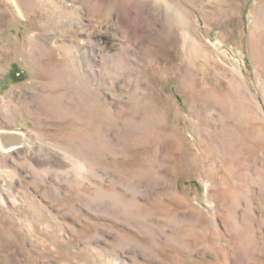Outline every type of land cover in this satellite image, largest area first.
<instances>
[{"label":"rangeland","instance_id":"374dc122","mask_svg":"<svg viewBox=\"0 0 264 264\" xmlns=\"http://www.w3.org/2000/svg\"><path fill=\"white\" fill-rule=\"evenodd\" d=\"M0 130V264H264V0H0Z\"/></svg>","mask_w":264,"mask_h":264},{"label":"bare ground","instance_id":"6f19581e","mask_svg":"<svg viewBox=\"0 0 264 264\" xmlns=\"http://www.w3.org/2000/svg\"><path fill=\"white\" fill-rule=\"evenodd\" d=\"M7 136H10V137H12V138H14V137H16V138H18L19 137V135H17V133H14V132H6V131H3V130H0V139H1V145H2V148H6L8 145L6 144L7 143V139H6V135ZM20 134V133H19ZM20 138V137H19ZM20 143L23 145V146H26V144L27 143H29V142H26V138L25 137H23V138H21V141H20ZM22 145H20V146H22ZM19 147V146H18Z\"/></svg>","mask_w":264,"mask_h":264}]
</instances>
